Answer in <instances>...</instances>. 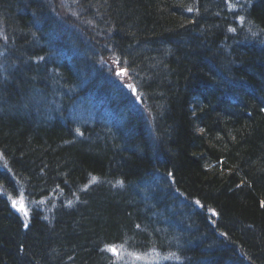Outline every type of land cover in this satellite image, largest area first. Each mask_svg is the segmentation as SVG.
<instances>
[{
	"label": "trees",
	"instance_id": "trees-1",
	"mask_svg": "<svg viewBox=\"0 0 264 264\" xmlns=\"http://www.w3.org/2000/svg\"><path fill=\"white\" fill-rule=\"evenodd\" d=\"M242 12L264 37V0H0V264H146L153 215L182 256L164 264L193 240L195 264H264V113L236 119L217 82ZM237 50L264 77V47ZM206 208L225 232L191 237Z\"/></svg>",
	"mask_w": 264,
	"mask_h": 264
},
{
	"label": "bare ground",
	"instance_id": "bare-ground-1",
	"mask_svg": "<svg viewBox=\"0 0 264 264\" xmlns=\"http://www.w3.org/2000/svg\"><path fill=\"white\" fill-rule=\"evenodd\" d=\"M200 5L199 4H193L190 8H194L196 10H199ZM178 8H180L178 6ZM242 16V29L240 31L234 32L235 35V39L232 42H228L227 40L224 41L223 44L227 45L226 46V50H228L225 54L227 56V58H229V63L230 65L233 66L232 68V72L228 73L225 70L220 69L219 72L217 73V82H218V86L220 87V91H224L226 94H224L223 98L226 97V104L224 107H227L228 109H230V113L232 116H234L236 119L240 118V114L242 113V110L247 109L250 112L256 113L258 114L260 113H264V77L261 73L255 71L254 69H249V71L245 72H237L234 70V67H236L237 65H241L242 67H245L246 65V61L244 60H238V58L236 57L235 53L238 51L237 49L239 47H243L244 49L249 48V51L255 47V48H261L264 47V37L259 36V35H255V36H250L247 35L246 33L243 32V30H248L247 26H246V14L244 12L241 13ZM236 17H238V15H236ZM49 22H51L49 20ZM185 25V26H184ZM187 24H181L180 23V28L186 29L188 28V26H186ZM238 25L241 26V24ZM202 26V22H199V26L198 28L201 29ZM204 30V29H202ZM195 31V29H194ZM63 37V36H62ZM226 37V36H225ZM64 38V37H63ZM231 43V45L229 44ZM237 43H240V46L237 45ZM156 48V47H155ZM157 50V49H155ZM230 50V51H229ZM243 50V49H242ZM236 51V52H235ZM35 56V55H34ZM33 56V54H29L28 57L30 59H38L35 58ZM238 56V54H237ZM59 63V62H56ZM55 63V64H56ZM28 76H33L37 75V72L34 68H30L27 69ZM127 70L126 68H122V69H118L116 75H120L121 77H125L127 75ZM244 73V74H243ZM243 74V75H242ZM121 84H124V82L119 79ZM216 82V83H217ZM6 92V91H5ZM134 92H136L134 90ZM133 93V92H132ZM238 93V94H237ZM134 94V95H133ZM132 95L135 96V93H133ZM228 94V95H227ZM229 94H232V96L236 95H240L242 98L241 99H237V98H233L230 97ZM8 105V103H7ZM3 113L7 115H9L5 110L2 111ZM1 112V113H2ZM250 115V114H249ZM157 178H159L162 182L164 181H169L171 183V187H169V190L171 192V194L177 195L178 198H180L182 196V191L181 189L176 185V183L174 182L176 180L173 171L169 172V174H165L163 177H161V175H157ZM112 181L111 182H118V180L120 177H118V175H116L115 177H111ZM140 198V196H139ZM163 198V197H162ZM160 199L161 202H164L165 204H168L166 202V200ZM175 200H177L175 198ZM10 203L12 204V200H9ZM200 202V201H196L195 203ZM177 203V202H176ZM181 205H179V208H181L184 212H190V209H188L189 207L188 204L186 203H180ZM13 206V204H12ZM202 207V206H200ZM212 211V209L210 208H206L205 209V214L208 213L209 211ZM209 216H204L205 221L202 222L199 219V222H201L200 227L198 226V221L196 218H192L191 220H189L188 225L186 226V229L189 233L191 237H207L208 239H212V238H218L219 234H216L217 232H225L223 230V228H221L220 226H218L216 220L217 217L213 216L214 214L209 212ZM158 219V215H153V218L151 216H149V221H150V225L152 226V231L150 232L148 230V234L147 235V239H149L148 244L145 245L144 244H138L139 246L137 247L138 249V253L146 258L147 262L146 264H164V260L167 259V256L172 258V259H179L182 256L178 255L177 253V249L174 248L171 244H173L172 242H170V245H163V239L165 236V233H169V231H171L170 229V224L169 221L167 220V218L163 219V218H159V221H157ZM195 224V225H194ZM138 225H141L140 223H138ZM204 227L207 228V231L204 230ZM211 233V234H210ZM228 236V235H227ZM227 241H224L221 245H220V251H231V250H235L237 249L236 245H234V243L231 242L229 237H226ZM145 241V237L142 238V242ZM175 241V240H172ZM212 241V240H211ZM210 241V242H211ZM123 242L128 245V246H132L131 242L125 238H123ZM154 245V247H153ZM193 245V246H191ZM121 247L124 248V246L120 245ZM119 245L116 244V250L119 251L120 248ZM180 246V245H179ZM178 246V248H179ZM188 246H191V250L190 252H187L186 254H184V256L188 259L187 263L183 262L182 264H195L197 263V261H194L197 259V256L201 255L205 256L204 254H206L205 248L203 249V247L201 246V244L198 241L193 240L191 243H189ZM215 247H213L210 251L207 252H213L214 250H216L219 246V243H215V245H213ZM236 248V249H235ZM127 248L125 247L122 251L126 250ZM140 249V251H139ZM189 249V247H188ZM139 254H134V255H130V256H134V257H138ZM229 254L227 253H218L217 251L215 252V256L213 257V259L211 260V263L213 264H218V263H222L223 258L228 256ZM131 259L133 260V262L135 264H139L138 261H136V259H133L131 257ZM190 260V261H189ZM142 264V263H141ZM175 264V263H174Z\"/></svg>",
	"mask_w": 264,
	"mask_h": 264
},
{
	"label": "rangeland",
	"instance_id": "rangeland-1",
	"mask_svg": "<svg viewBox=\"0 0 264 264\" xmlns=\"http://www.w3.org/2000/svg\"><path fill=\"white\" fill-rule=\"evenodd\" d=\"M44 119H45L44 116L40 117V120H44ZM11 200H12V204H13V200H16L18 202L17 205L14 208L18 209L22 214H24V211L21 210V207L22 206L24 207V202L21 199H18V198L11 199ZM21 202H22V204H21Z\"/></svg>",
	"mask_w": 264,
	"mask_h": 264
},
{
	"label": "snow or ice",
	"instance_id": "snow-or-ice-1",
	"mask_svg": "<svg viewBox=\"0 0 264 264\" xmlns=\"http://www.w3.org/2000/svg\"><path fill=\"white\" fill-rule=\"evenodd\" d=\"M189 11H191V9H189ZM17 203H18V202H17L16 200H13V206H14V207L17 205ZM197 203H199V202H197ZM21 204H22V202H21ZM21 210L24 211L25 216H27V209L24 208V207L22 206V207H21ZM25 226H27V225H25ZM109 250L112 251L113 253L116 252L115 247H111Z\"/></svg>",
	"mask_w": 264,
	"mask_h": 264
}]
</instances>
